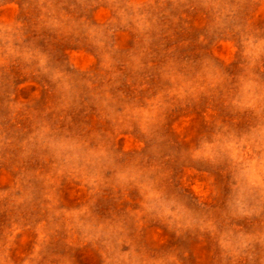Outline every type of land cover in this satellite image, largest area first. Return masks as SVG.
Instances as JSON below:
<instances>
[{
    "label": "rangeland",
    "instance_id": "374dc122",
    "mask_svg": "<svg viewBox=\"0 0 264 264\" xmlns=\"http://www.w3.org/2000/svg\"><path fill=\"white\" fill-rule=\"evenodd\" d=\"M0 264H264V0H0Z\"/></svg>",
    "mask_w": 264,
    "mask_h": 264
}]
</instances>
